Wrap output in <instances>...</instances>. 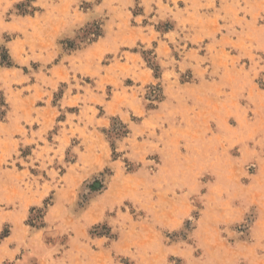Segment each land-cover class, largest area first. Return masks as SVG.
<instances>
[{"label": "rangeland", "instance_id": "rangeland-1", "mask_svg": "<svg viewBox=\"0 0 264 264\" xmlns=\"http://www.w3.org/2000/svg\"><path fill=\"white\" fill-rule=\"evenodd\" d=\"M0 264H264V0H0Z\"/></svg>", "mask_w": 264, "mask_h": 264}]
</instances>
